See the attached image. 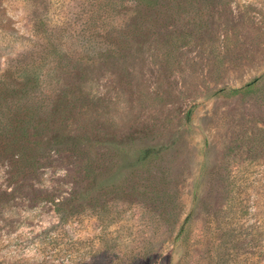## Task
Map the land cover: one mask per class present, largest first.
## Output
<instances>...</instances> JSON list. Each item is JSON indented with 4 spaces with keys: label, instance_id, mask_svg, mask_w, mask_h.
Listing matches in <instances>:
<instances>
[{
    "label": "rangeland",
    "instance_id": "374dc122",
    "mask_svg": "<svg viewBox=\"0 0 264 264\" xmlns=\"http://www.w3.org/2000/svg\"><path fill=\"white\" fill-rule=\"evenodd\" d=\"M32 73L0 264H264V0H0V78Z\"/></svg>",
    "mask_w": 264,
    "mask_h": 264
},
{
    "label": "trees",
    "instance_id": "16d2710c",
    "mask_svg": "<svg viewBox=\"0 0 264 264\" xmlns=\"http://www.w3.org/2000/svg\"><path fill=\"white\" fill-rule=\"evenodd\" d=\"M42 79L40 75L37 73H32L28 75H22L17 81H14L12 83L7 82L3 77L0 78V133H3L7 137L11 138L14 137L17 140H13L15 143L13 144L19 151L15 155L13 154L12 158V166H18L21 170L27 169V167H30L29 161L25 159V157H20L21 155V147L29 137V131L36 128V121L33 117V115H24V113H20L19 110H15V107H19V103L22 100V98L26 99L28 96H31L34 94L38 89V87L42 84ZM253 83L248 84L242 88L239 89H233L230 91L231 95H246L249 94L252 90ZM223 92V90L219 91V93ZM14 98H17V101H13ZM16 113V123H13V121L10 119L9 122H6L5 120L8 117V113ZM20 116V118L18 117ZM39 123V122H38ZM41 126L38 125V128ZM167 147H145L142 149H139L136 153V164L141 168H146L151 165L152 162H155L156 160H159L161 157H159ZM86 170V176L87 177H94V170L89 167V164L85 168ZM134 196H137L139 194L140 196L144 198L146 197V192H137V189L134 188ZM90 193L87 194L89 196ZM154 194L158 197V201L163 206V198L162 194L163 190L154 191ZM151 198V197H150ZM58 214L67 215L72 214L70 212L71 210H65V207H58L57 209ZM62 220H64L62 218ZM186 224H183L180 228V231L177 236V240H183L184 237H187V231H186ZM104 254V253H103ZM100 254L99 256L103 255ZM109 257V256H108ZM107 257V258H108ZM73 264H85L84 258L79 261H72Z\"/></svg>",
    "mask_w": 264,
    "mask_h": 264
}]
</instances>
